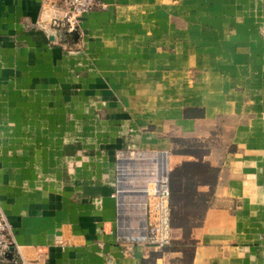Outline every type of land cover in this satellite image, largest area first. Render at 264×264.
I'll return each mask as SVG.
<instances>
[{"label": "crops", "instance_id": "1", "mask_svg": "<svg viewBox=\"0 0 264 264\" xmlns=\"http://www.w3.org/2000/svg\"><path fill=\"white\" fill-rule=\"evenodd\" d=\"M103 2L70 41L44 0H0V209L20 250L0 264H182L119 241L125 147L169 153L167 246L195 242L188 264H264L263 7ZM190 141L205 152L177 153Z\"/></svg>", "mask_w": 264, "mask_h": 264}, {"label": "built area", "instance_id": "2", "mask_svg": "<svg viewBox=\"0 0 264 264\" xmlns=\"http://www.w3.org/2000/svg\"><path fill=\"white\" fill-rule=\"evenodd\" d=\"M44 5L55 13L49 35L61 38L79 32L85 14L106 8L103 0H44ZM170 180L168 152L126 149L118 153L112 195L117 207L119 241L126 251L137 244L159 249L170 244ZM124 227L141 235H126ZM10 252L14 256L20 254L12 226L0 209V263L7 261Z\"/></svg>", "mask_w": 264, "mask_h": 264}, {"label": "trees", "instance_id": "3", "mask_svg": "<svg viewBox=\"0 0 264 264\" xmlns=\"http://www.w3.org/2000/svg\"><path fill=\"white\" fill-rule=\"evenodd\" d=\"M204 146L198 141H190L186 145H183V149L177 151V153H204L205 152ZM170 188L172 194V181L170 180ZM171 199V198H170ZM172 215V213H171ZM171 225H176L172 223ZM171 247L167 246L164 247V251L169 250H180L183 253L182 264H188L190 258H192L195 250V242L188 241V242H172Z\"/></svg>", "mask_w": 264, "mask_h": 264}, {"label": "rangeland", "instance_id": "4", "mask_svg": "<svg viewBox=\"0 0 264 264\" xmlns=\"http://www.w3.org/2000/svg\"><path fill=\"white\" fill-rule=\"evenodd\" d=\"M217 6H216V2L215 1H211V2H209V3H207V9H215ZM249 7H252V8H254V10L255 9H259V8H261V7H263L261 10H264V0H250V2H249ZM262 24H264V22L262 23ZM261 28H262V30H261V32H260V35H261V37L262 38H264V27H262L261 26ZM67 39H69L70 41L72 40V37H68ZM66 47H75V45H70V46H66ZM203 145V144H202ZM126 149H131V147H125V148H123V149H120V150H118L117 152H116V158H117V156H118V153L119 152H121L122 150H126ZM133 149V148H132ZM173 150H175L176 151V149H173ZM178 150H180V149H178ZM157 151V150H156ZM129 229V228H128ZM123 230H125L126 231V228L124 227V229ZM122 231H120V233H121ZM127 232V234H128V231H126ZM131 232V231H130ZM134 237H136V236H134ZM137 245H142V246H149L148 244H137Z\"/></svg>", "mask_w": 264, "mask_h": 264}, {"label": "bare ground", "instance_id": "5", "mask_svg": "<svg viewBox=\"0 0 264 264\" xmlns=\"http://www.w3.org/2000/svg\"><path fill=\"white\" fill-rule=\"evenodd\" d=\"M138 228L140 229V224H139V227ZM126 231H128V228L127 227H126ZM126 231L124 230V233L127 235V232ZM128 233H130V234H132V236H136V237H138V236L141 235L140 232H138V231H131V232L128 231Z\"/></svg>", "mask_w": 264, "mask_h": 264}, {"label": "water", "instance_id": "6", "mask_svg": "<svg viewBox=\"0 0 264 264\" xmlns=\"http://www.w3.org/2000/svg\"><path fill=\"white\" fill-rule=\"evenodd\" d=\"M72 36H73L74 39H77L78 36H79V34H78L77 31H74ZM8 258H9V259H13V258H14V255H13L12 252H10V253L8 254Z\"/></svg>", "mask_w": 264, "mask_h": 264}]
</instances>
